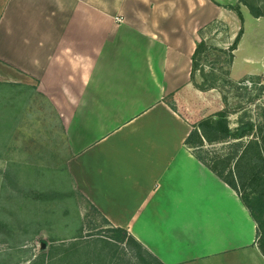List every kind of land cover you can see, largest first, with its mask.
Here are the masks:
<instances>
[{
    "label": "crops",
    "instance_id": "obj_1",
    "mask_svg": "<svg viewBox=\"0 0 264 264\" xmlns=\"http://www.w3.org/2000/svg\"><path fill=\"white\" fill-rule=\"evenodd\" d=\"M263 21L239 0H0V76L58 112L73 188L111 227L163 264H264L248 209L185 146L194 121L167 101L195 93L191 56L213 22L227 24L222 48L243 30L231 78L264 74V42L246 49Z\"/></svg>",
    "mask_w": 264,
    "mask_h": 264
},
{
    "label": "rangeland",
    "instance_id": "obj_2",
    "mask_svg": "<svg viewBox=\"0 0 264 264\" xmlns=\"http://www.w3.org/2000/svg\"><path fill=\"white\" fill-rule=\"evenodd\" d=\"M249 1L264 14V0ZM257 25L248 23L246 27L247 51L252 50L254 40L264 42V21L256 29ZM226 27L225 23L213 22L201 33L202 38L208 46L218 44L221 48H216L226 49L230 46L222 48L228 41ZM261 44L253 56L256 51L264 53V43ZM227 59L228 56L218 51L203 53L198 60L195 82L202 84L203 74L205 84L214 81L215 88L201 91L193 85L195 93L182 98L180 103L173 98L167 101L194 122L223 108L230 111L231 129L240 119L252 121L258 129L256 136L263 144L264 158V74L231 78ZM0 82H3L1 76ZM25 86L16 96V110L9 107V115L0 117L5 126L9 123L0 132V220L10 228L0 235V264H29L42 252V242L47 243L44 250L47 257L58 261L61 258L58 253L64 251V264H74L73 245L80 243L81 248L99 255V249L105 245L100 240L110 236L109 227L73 188L67 169L68 144L58 112L44 96L27 88L32 85ZM11 96L10 92L5 93L4 102ZM226 147L219 143L206 145L205 150L212 155L222 154ZM261 181L264 187V173ZM75 236L80 238L73 239ZM22 239H26L24 245L14 250L3 241L15 244ZM119 247V251L100 264H136L131 259V250L125 244L119 243ZM94 262L99 264V257Z\"/></svg>",
    "mask_w": 264,
    "mask_h": 264
},
{
    "label": "trees",
    "instance_id": "obj_3",
    "mask_svg": "<svg viewBox=\"0 0 264 264\" xmlns=\"http://www.w3.org/2000/svg\"><path fill=\"white\" fill-rule=\"evenodd\" d=\"M239 3L246 6L253 17H264V14L258 8H255L249 0H239ZM229 8L235 11L240 22H242L243 16L239 6H230ZM242 33L243 30L240 28L232 43L226 49L208 46L203 39L196 42L195 49L191 56L190 79L198 90L206 91L215 88L214 81L205 84L206 80L203 74H201L203 79L202 84L195 82L198 60L201 59L202 54L209 50L224 53L228 56L227 64L230 66L233 60V51L236 49ZM24 87L26 86L23 84L0 82V117L8 114L9 107L16 110V96H19L21 89ZM27 88L34 90L43 97V95L36 91V87L31 86ZM9 92L13 96H11L10 100L4 102L3 99L5 98L3 95ZM229 114L230 111L227 108H223L216 111L214 114L200 118L197 122H193L184 144L191 150L197 160L238 194L239 198L248 209L250 216L256 223L257 245L264 255V202L262 200L264 187L261 185L262 175L264 173L263 144L258 136H256L258 129L252 121L240 119L238 125L234 129H231L228 120ZM7 124L9 125V123ZM8 125L5 126L0 120V132L3 127H7ZM219 143L227 145V150L224 153H214L212 155L205 150L206 145L213 146ZM0 146L2 145L0 144ZM91 207L100 214L95 207L92 205ZM101 217L103 218L102 215ZM103 221L105 225L109 227L107 228V232L110 233V236H105V240H100L105 245L101 246L102 249H99V255H94L89 253L86 249L81 248L82 245L80 243L74 244L73 247L75 250L71 254L74 259V264H95L94 259L96 260L98 257L100 264V262L105 261L109 255H114L121 249L119 243L125 244L129 250H131V259L134 258L136 264H163L126 230L111 227L105 218H103ZM7 229L10 228L5 222L0 220V235L3 236V233L6 232ZM75 238H80V236L73 237V239ZM3 241L8 243L10 250H14L18 246L24 245L26 239H22L20 242L16 241L15 244H11L6 240ZM42 245V252L31 260L29 264H64L66 259L64 251L58 253L61 258L56 261L44 254L47 243L42 242Z\"/></svg>",
    "mask_w": 264,
    "mask_h": 264
}]
</instances>
